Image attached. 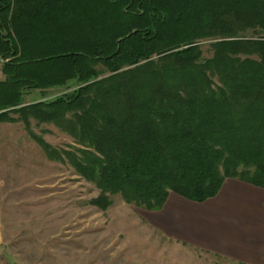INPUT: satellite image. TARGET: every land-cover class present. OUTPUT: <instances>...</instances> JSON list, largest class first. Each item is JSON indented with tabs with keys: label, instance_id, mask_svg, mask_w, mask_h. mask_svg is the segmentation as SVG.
<instances>
[{
	"label": "trees",
	"instance_id": "trees-1",
	"mask_svg": "<svg viewBox=\"0 0 264 264\" xmlns=\"http://www.w3.org/2000/svg\"><path fill=\"white\" fill-rule=\"evenodd\" d=\"M0 66V122L94 184L101 210L203 202L227 178L264 188V0H0Z\"/></svg>",
	"mask_w": 264,
	"mask_h": 264
},
{
	"label": "rangeland",
	"instance_id": "rangeland-1",
	"mask_svg": "<svg viewBox=\"0 0 264 264\" xmlns=\"http://www.w3.org/2000/svg\"><path fill=\"white\" fill-rule=\"evenodd\" d=\"M213 41L201 42L204 57ZM61 93L32 90L25 104ZM31 128L53 147L74 145L54 125L31 120ZM98 194L72 167L49 160L22 122H0V264H238L169 239L119 195L106 210L91 205Z\"/></svg>",
	"mask_w": 264,
	"mask_h": 264
},
{
	"label": "crops",
	"instance_id": "crops-1",
	"mask_svg": "<svg viewBox=\"0 0 264 264\" xmlns=\"http://www.w3.org/2000/svg\"><path fill=\"white\" fill-rule=\"evenodd\" d=\"M140 211L171 240L238 264H264V188L227 178L203 202L169 192L161 209Z\"/></svg>",
	"mask_w": 264,
	"mask_h": 264
}]
</instances>
